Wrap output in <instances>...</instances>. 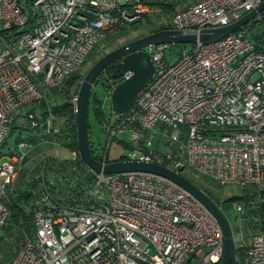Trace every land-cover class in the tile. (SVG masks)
Here are the masks:
<instances>
[{"label":"built area","instance_id":"2783aa9c","mask_svg":"<svg viewBox=\"0 0 264 264\" xmlns=\"http://www.w3.org/2000/svg\"><path fill=\"white\" fill-rule=\"evenodd\" d=\"M184 1L0 0V234L10 218L17 165L34 146L31 140L57 145L53 135L63 117L53 112L50 92L60 93L102 37L151 12L161 14L164 6L166 29L224 26L262 0H197L179 7ZM166 48H146L153 77L127 110L102 125L106 143L98 161L106 162L108 143L123 134V160L238 187L233 210L251 229L243 257L264 264V50L254 49L242 30L209 44L183 45L170 64ZM106 84L109 95L114 84ZM67 103L75 113L76 90L68 92ZM12 133L13 143L2 152ZM45 158L33 177L40 178L41 191L32 200L30 227L20 230L2 264L219 263L218 223L173 181L87 167L91 177L80 198L61 202L42 181Z\"/></svg>","mask_w":264,"mask_h":264},{"label":"water","instance_id":"95a60500","mask_svg":"<svg viewBox=\"0 0 264 264\" xmlns=\"http://www.w3.org/2000/svg\"><path fill=\"white\" fill-rule=\"evenodd\" d=\"M264 10V0L254 9L248 11L237 20L219 27L205 28L198 31L184 32L176 29H159L135 38L106 52L98 58L84 73L76 90L75 135L77 154L86 167L94 172L120 173L142 171L161 175L196 198L215 218L223 237V253L218 264H237L235 244L229 224L217 205L194 183L181 174L163 166L136 160H115L101 162L90 153L87 140L86 101L90 87L95 78L108 65L112 70L109 78L117 80L108 95V111L118 115L129 108L138 91L152 79L154 66L146 48L159 44H209L215 42L253 19ZM125 75V77H124Z\"/></svg>","mask_w":264,"mask_h":264},{"label":"rangeland","instance_id":"374dc122","mask_svg":"<svg viewBox=\"0 0 264 264\" xmlns=\"http://www.w3.org/2000/svg\"><path fill=\"white\" fill-rule=\"evenodd\" d=\"M197 0H185L181 2L179 7H186L187 4ZM170 15L169 12H163L161 14L157 12H151L148 16L134 26L126 25L125 28L117 29L115 32H111L108 35L102 37L94 46L93 50L87 55L83 63L80 65L79 69L75 71L80 78L88 70V68L102 55L111 49L122 45L128 41H131L140 36L146 35L152 31H155L159 26L164 22H167ZM182 45V44H180ZM185 48H189L190 44H184ZM178 49L177 45H169V48L164 49V60L170 64L176 59V51ZM74 73V74H75ZM109 79V80H108ZM103 79L100 76H97L93 81L90 87V93L95 97L98 104L101 106L103 118L111 119L112 115L108 111V94L106 90V81H112V79ZM79 85V80L74 81L72 86L69 88V91H74ZM60 101V98H57V102ZM90 105V104H89ZM87 140L88 146L93 154V156H100L105 147V135L104 131L99 123H97L91 113L90 106L87 112ZM15 131L14 133H16ZM21 135H24L25 132H20ZM125 137L123 134H119L115 139H112L106 149V159L114 160L119 155H123L125 152ZM13 143V133L6 140L5 145L2 147L1 151H6L8 147ZM56 157L58 159L66 158L70 159L72 154L68 150H65L54 143L47 141H39L37 144L29 149L26 152V155L23 161L19 162L17 165V179H15V184L21 182L26 176L31 178L35 177L38 174V161L42 157ZM186 179L194 183L200 190H202L219 208L225 219L227 220L232 238L234 243L237 246L245 247L249 243L251 229L247 224H243L239 217L234 213L232 204L234 203V197L240 195V189L232 185H218L214 181L207 179L201 175L194 174L188 170H185L181 173ZM11 231V232H10ZM12 229L8 226L6 229H3L0 234V263L4 262L10 255V249L13 245ZM195 261L192 262L194 264ZM239 264H249L247 260L244 259L243 255H239Z\"/></svg>","mask_w":264,"mask_h":264},{"label":"trees","instance_id":"16d2710c","mask_svg":"<svg viewBox=\"0 0 264 264\" xmlns=\"http://www.w3.org/2000/svg\"><path fill=\"white\" fill-rule=\"evenodd\" d=\"M168 9L169 8L166 6L162 7L163 12H168ZM140 22V20H136L134 22L129 23L128 25L134 26L136 24H139ZM122 28H125V26ZM122 28H120V30ZM166 28L167 27L161 25L156 30ZM238 30L244 31L247 38L252 42L254 49L264 50V10L258 13L257 16H255L253 19L236 29V31ZM177 46L178 49L176 52H178L179 48H181L183 45L177 44ZM111 70V65H108L100 72L98 76L102 77L103 79H108ZM74 73L75 72L71 73L63 80L62 89L60 93L51 91L49 94V99L51 101V108L53 112L63 117L62 128L53 135L54 141L59 147L74 153V158L70 159H58L56 157L49 156L46 157L44 160V174L46 178L42 181L44 182L46 189L49 191V194H51V197L54 200H59L61 202L77 201L78 198H80L81 186L84 184V182H87L91 177V173L88 172L87 167L80 160L77 154L75 135V114L71 111V108L67 103L69 88L72 86L74 81L77 82L81 79L77 73ZM111 82L115 84L117 80L112 79ZM57 98H60V101L58 103ZM38 106L41 110L44 107L42 102H40ZM89 106L95 121L99 123L102 127L104 122H107V119L103 118L101 106L100 104H98L95 97L91 95L90 91L88 93L86 101V117ZM86 124L88 131L87 119ZM38 141L39 140H31L32 144H37ZM124 144L125 148H127L126 142H124ZM91 155L93 156L92 153ZM93 157L96 160H100V156ZM122 158L123 155L121 154L114 160H107L105 158V161H115L120 160ZM39 183L40 178L36 177L31 178L28 182H25L23 179H21L20 183L15 184L14 195L10 198L8 203L10 211L9 222L3 228L6 229L8 226L11 227L13 234H9L8 236H12L13 243L15 242L21 229H28L30 227L32 200L35 197H38L41 191ZM237 198H240V196H236L233 199L235 200ZM243 250L244 247H235V254L238 259L239 255H243Z\"/></svg>","mask_w":264,"mask_h":264},{"label":"crops","instance_id":"0c3cea01","mask_svg":"<svg viewBox=\"0 0 264 264\" xmlns=\"http://www.w3.org/2000/svg\"><path fill=\"white\" fill-rule=\"evenodd\" d=\"M32 147H33V146H32ZM32 147H31V148H32ZM31 148H30V149H31ZM17 176H18V173H17V175H16V178H15V179H17ZM9 257H10V255H9ZM9 257H8V258H7V259H6L4 262H2V263H5L6 261H8ZM2 263H0V264H2Z\"/></svg>","mask_w":264,"mask_h":264}]
</instances>
